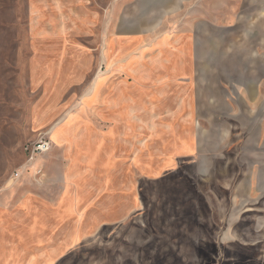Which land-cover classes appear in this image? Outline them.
Listing matches in <instances>:
<instances>
[{
  "label": "rangeland",
  "instance_id": "obj_1",
  "mask_svg": "<svg viewBox=\"0 0 264 264\" xmlns=\"http://www.w3.org/2000/svg\"><path fill=\"white\" fill-rule=\"evenodd\" d=\"M137 1L0 0V199L32 184L55 236L58 182L76 185L77 245L56 264H264V231L252 234L251 213L233 215L246 202L261 212L264 198V0H188L162 13L173 32L189 23L226 53L197 58L189 42L173 77L118 42L138 30ZM251 79L261 102L223 100ZM44 141L49 149L33 152ZM197 141L208 156L181 158L196 157ZM6 244L0 264L37 256Z\"/></svg>",
  "mask_w": 264,
  "mask_h": 264
},
{
  "label": "crops",
  "instance_id": "obj_2",
  "mask_svg": "<svg viewBox=\"0 0 264 264\" xmlns=\"http://www.w3.org/2000/svg\"><path fill=\"white\" fill-rule=\"evenodd\" d=\"M188 0H138V12L130 20V24L138 28L133 34H119L118 42L122 37L123 41H132L135 44L134 51L132 54H147L149 55V68L153 66L160 68L162 71L171 70V77L175 76L178 71L185 70L187 68V60L189 58V42H194L195 54H226L220 49L219 42L212 37L205 39H196L194 35L191 36L189 33V23L186 24L187 29H181L179 32H173L171 21H163L160 18L162 13L173 14L178 9H182V5ZM159 12V13H158ZM166 23V24H165ZM201 27V25H196ZM179 33V34H178ZM195 39V40H194ZM175 46H174V44ZM179 44V45H178ZM179 47V49H177ZM250 51L244 53L238 50L234 54H251ZM151 54L156 58L154 62H151ZM165 54H174L172 61H168ZM157 55V57H156ZM200 55L196 56L197 58ZM136 58V57H134ZM140 58V57H139ZM222 58H226L223 56ZM134 64V63H133ZM129 66L122 67V73L125 74L128 71ZM262 85L260 79H251L248 81L244 89L236 90L235 92L224 96V101L234 102L241 100L245 101H262ZM194 99L192 100L197 105V91L194 89ZM161 97V95H160ZM157 98V97H156ZM216 99L208 98V102H215ZM183 101V100H181ZM192 103V102H191ZM180 105H187L184 102H180ZM189 105V103H188ZM64 127V126H62ZM65 128H62V137L64 136ZM196 137L201 136V132H197ZM220 138H226V133L219 132ZM263 132L258 130L256 137L261 139ZM51 142L53 143L52 139ZM219 152H223L221 149ZM218 151H211V155L216 156ZM196 157L192 155H186L181 158L193 157L192 162H198L204 157L208 156L205 153L204 146L201 145V141H197L196 144ZM259 157L255 158L251 164L250 170L253 171L256 168V164L259 163ZM243 180V179H242ZM254 175L246 180V184L251 187L254 185ZM244 186V184L242 185ZM32 184H20L15 185L11 190L4 191V197L0 199V234L2 238L0 240V250L6 247L7 240L13 244L12 249L14 253L20 252L21 247L26 244L33 245V249L37 256L27 258V264H56L58 260L65 257L71 252V250L77 245L76 240V209H77V188L76 185L68 178L62 179L58 182L57 187L59 188L57 194L54 196V202L52 204L54 210L52 211L53 220H56L52 236V228L50 226L45 228L43 220L47 218V214L41 211L35 205L37 202L44 200V197L39 192L32 189ZM258 198H261L259 195ZM252 202L255 199L251 200ZM36 202V203H35ZM261 212H256L253 209L246 208L247 202L243 203L241 208L236 211L237 213H251L255 222H253L252 234L264 231V198L261 199ZM65 220V221H64ZM67 220V221H66ZM71 220L74 222L73 231H71ZM247 224L245 228H247ZM49 232V233H47ZM255 232V233H254ZM264 237V232H261ZM51 238H47V237ZM237 244L236 239L230 238ZM3 243V244H2ZM53 244H57L53 245ZM55 246V248L53 247ZM48 250L47 252H44ZM59 252V253H57ZM62 252V253H61ZM28 256V255H27ZM59 256V257H58ZM57 258V259H56ZM25 257L20 256L17 259H12V262L8 264H18L24 261Z\"/></svg>",
  "mask_w": 264,
  "mask_h": 264
},
{
  "label": "built area",
  "instance_id": "obj_3",
  "mask_svg": "<svg viewBox=\"0 0 264 264\" xmlns=\"http://www.w3.org/2000/svg\"><path fill=\"white\" fill-rule=\"evenodd\" d=\"M48 149H49V143L44 141V142L37 144V146L34 147L33 152L43 153V152H46ZM13 176L17 177L18 174L15 173Z\"/></svg>",
  "mask_w": 264,
  "mask_h": 264
}]
</instances>
